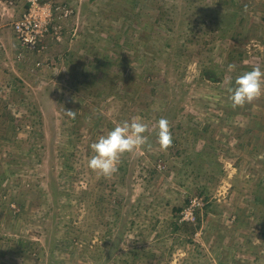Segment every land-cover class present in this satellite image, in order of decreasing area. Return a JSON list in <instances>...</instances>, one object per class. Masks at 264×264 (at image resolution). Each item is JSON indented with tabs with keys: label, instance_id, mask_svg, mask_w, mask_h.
<instances>
[{
	"label": "rangeland",
	"instance_id": "374dc122",
	"mask_svg": "<svg viewBox=\"0 0 264 264\" xmlns=\"http://www.w3.org/2000/svg\"><path fill=\"white\" fill-rule=\"evenodd\" d=\"M39 3L32 49L13 31L25 0H0V264H264V95L228 91L264 68V0ZM134 117L148 143L90 169Z\"/></svg>",
	"mask_w": 264,
	"mask_h": 264
},
{
	"label": "clouds",
	"instance_id": "9594fccd",
	"mask_svg": "<svg viewBox=\"0 0 264 264\" xmlns=\"http://www.w3.org/2000/svg\"><path fill=\"white\" fill-rule=\"evenodd\" d=\"M233 107L244 106L264 95V68L260 65L245 71L236 78L235 84L228 89ZM70 118H75L76 112L65 110ZM148 124L142 117H134L131 121L118 122L105 135H101L92 143V155L88 167L100 175L109 177L118 171L120 157L125 152L136 151L148 143L145 133ZM157 140L162 149L172 144V133L169 121L160 118L157 122Z\"/></svg>",
	"mask_w": 264,
	"mask_h": 264
},
{
	"label": "built area",
	"instance_id": "2783aa9c",
	"mask_svg": "<svg viewBox=\"0 0 264 264\" xmlns=\"http://www.w3.org/2000/svg\"><path fill=\"white\" fill-rule=\"evenodd\" d=\"M25 7L13 23V31L25 46L33 49L48 30L50 13L39 0H25Z\"/></svg>",
	"mask_w": 264,
	"mask_h": 264
},
{
	"label": "trees",
	"instance_id": "16d2710c",
	"mask_svg": "<svg viewBox=\"0 0 264 264\" xmlns=\"http://www.w3.org/2000/svg\"><path fill=\"white\" fill-rule=\"evenodd\" d=\"M172 140H173V142H175V137H172ZM187 203H189V200L188 199H184L183 205L174 207V211L176 213L181 212L183 210V206L185 204H187ZM178 217H177V219L174 220V222H172V226H173L172 229L173 230H179L180 228L188 229V228H192V227L195 226L194 223H192L191 220L184 219V218H181V217L178 219Z\"/></svg>",
	"mask_w": 264,
	"mask_h": 264
}]
</instances>
